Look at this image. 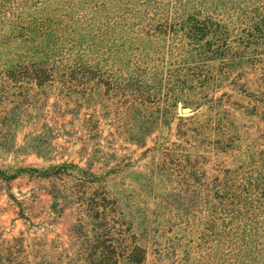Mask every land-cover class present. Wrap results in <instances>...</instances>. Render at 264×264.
<instances>
[{"label": "trees", "instance_id": "trees-1", "mask_svg": "<svg viewBox=\"0 0 264 264\" xmlns=\"http://www.w3.org/2000/svg\"><path fill=\"white\" fill-rule=\"evenodd\" d=\"M46 1L0 0V49L16 43L26 54L39 57L0 69V104L9 98H18L14 106L30 102L54 86L68 96L78 94L83 102L92 95L86 90L95 86L110 96L118 95L115 101L124 112L136 117L150 98L160 99L156 90L150 92L142 86H184L187 81L188 85L221 86L228 80L234 86H245L239 76L247 71H233L244 63L255 74L251 82L264 86V0H199L201 5L207 4L203 9L197 4L187 8L189 0H168L167 10L158 15V24L166 34L188 28L185 34L197 49L192 64L185 62L193 65L188 73L178 71V67L163 72L141 56L150 55L148 52L128 51L132 42L127 46L126 39L116 43L119 38H128L136 22L131 20L134 15L138 23L144 21L141 28L150 31L151 19L162 8L163 0H76L83 8L92 4L90 10L95 12L106 4L113 6L109 15L88 14L86 26L74 31L76 36L66 51L56 44V22L37 16L45 9L39 6ZM108 32L111 35L101 37ZM74 48L80 57L90 50H112L119 69L107 71L98 62L88 64L82 58L65 62L67 51L77 52ZM211 57H219L217 69L202 72L200 66ZM105 92L98 90L97 94L103 99ZM218 105L201 126L214 135L201 141L215 154L226 152V156L237 157L236 168L219 162L209 173L198 164L202 155L191 158L186 151L192 146L189 139L160 143L154 147L162 159L158 168L166 162L171 165L166 174L170 192L160 204L167 205L169 215H156L151 221L145 208H122L114 196L94 186L98 179L95 172L79 168L82 179L66 191L87 220L80 221L78 227L80 246L57 256L40 255L34 264H264V148L251 143L244 152H234L238 144L231 134L232 109ZM95 123L87 120L89 128ZM131 137L140 141L142 134ZM74 165L64 162L52 172L66 173L68 166ZM59 191L57 188L55 194ZM31 255L22 244L8 246L0 255V264H28Z\"/></svg>", "mask_w": 264, "mask_h": 264}, {"label": "rangeland", "instance_id": "rangeland-1", "mask_svg": "<svg viewBox=\"0 0 264 264\" xmlns=\"http://www.w3.org/2000/svg\"><path fill=\"white\" fill-rule=\"evenodd\" d=\"M167 1H162V8L151 19L150 31L141 28L144 21L138 23V16L134 15L131 20L136 22L129 29L128 38H119L116 43L126 39L127 46L132 42L128 51L148 52V56L140 55L155 62L163 72L178 67V71L188 73L193 65L186 64H192L197 49L185 34L187 27L174 33L168 30L166 34L158 24V15L167 10ZM198 1L189 0L186 7L201 5ZM81 5L76 0H47L45 5L39 6L45 9L39 10L37 16L56 22V44L63 51L72 44L74 31L86 26L88 14L109 15L113 6L106 4L103 10L95 12L90 10L92 4L85 8ZM206 5L203 2L200 8ZM109 35L110 32L101 37ZM17 45L1 47V70L16 62L39 59L37 54H26L25 48ZM110 52L112 50H90L80 57L79 51H67L68 57L63 59L72 63L82 58L88 64L98 62L107 71L115 72L119 63ZM219 60V57L204 60V65L200 66L202 72L215 71ZM241 70L247 71L239 76L245 86H234L229 80L221 86L188 85L190 81L184 86H142L150 92L156 90L160 99L150 98L136 117L124 112L120 102L115 101L118 95L110 96L107 90L95 86L86 90L92 95L83 102L78 94L68 96L60 93L56 86L46 93L36 94L33 101L17 106L14 104L18 98L6 99L0 104V255L8 246L22 244L24 250L33 253L28 264H34L40 255L57 256L80 246L78 227L80 221L87 220L82 217L78 202L71 200L66 191L82 179L79 168L95 172L98 179L94 186L114 196L122 208L127 205L145 208L149 221L156 215L168 216L167 205L160 204L170 192L166 174L171 165L166 162L158 168L157 163L162 159L160 151L154 147L187 138L192 146H187L186 151L191 158L202 155L198 164L207 172L214 171V163L221 162L233 169L238 165L237 157L226 156V152L215 154L201 141L214 135L209 128L201 127L215 111L213 106L220 104L218 106L232 109L231 134L238 144L234 152H244L251 143L264 148V86L251 82L255 74L248 64L233 69L234 72ZM98 90L105 92L103 99L97 94ZM170 96L173 101H169ZM184 107L190 110L185 111ZM88 119L96 121L92 128L87 124ZM132 134H142V139H131ZM64 162L77 166H68L66 173L53 174V167ZM57 188L61 193L55 194Z\"/></svg>", "mask_w": 264, "mask_h": 264}, {"label": "water", "instance_id": "water-1", "mask_svg": "<svg viewBox=\"0 0 264 264\" xmlns=\"http://www.w3.org/2000/svg\"><path fill=\"white\" fill-rule=\"evenodd\" d=\"M183 110L189 111L190 109L188 107H184Z\"/></svg>", "mask_w": 264, "mask_h": 264}]
</instances>
